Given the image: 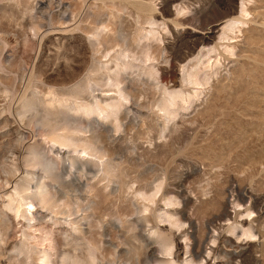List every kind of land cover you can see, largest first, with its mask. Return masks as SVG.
Segmentation results:
<instances>
[{
  "label": "rangeland",
  "instance_id": "374dc122",
  "mask_svg": "<svg viewBox=\"0 0 264 264\" xmlns=\"http://www.w3.org/2000/svg\"><path fill=\"white\" fill-rule=\"evenodd\" d=\"M43 249L264 264V0H0V264Z\"/></svg>",
  "mask_w": 264,
  "mask_h": 264
},
{
  "label": "bare ground",
  "instance_id": "6f19581e",
  "mask_svg": "<svg viewBox=\"0 0 264 264\" xmlns=\"http://www.w3.org/2000/svg\"><path fill=\"white\" fill-rule=\"evenodd\" d=\"M235 24H237V22L235 23V22H231V23H229V25H228V29L229 30H232L234 27H235ZM151 32V31H150ZM229 32H231V31H229ZM225 34H226V32H225ZM147 54V53H146ZM145 58H147V55H146V57ZM149 58V57H148ZM147 60V59H146ZM198 67H195V69H197ZM187 70V69H186ZM190 70V69H189ZM201 70V69H200ZM200 70H197V71H200ZM200 74V73H199ZM200 76V75H199ZM188 77H192L193 78V82L194 83H198L197 81H198V75L196 74V73H194V74H192V73H188ZM191 80V79H190ZM208 80V79H207ZM188 81V80H187ZM193 83V84H194ZM192 84V83H191ZM192 84V85H193ZM202 84V83H201ZM196 85V84H195ZM119 91V90H118ZM106 95H112V93H107ZM171 98V97H170ZM172 99H173V97H172ZM174 101V100H173ZM160 103V102H159ZM170 105H171V103H169V102H163V103H160V104H158L157 103V105H156V107H157V109L156 110H158V111H162L163 112V115L164 116H166L165 117V122H168L169 121V115L170 114H172V111L170 110ZM96 107V108H95ZM91 106V105H88V106H84V109L86 110V111H90V112H92V111H95V113H98V114H100V113H102V112H109L110 110H112V108H114V107H116V105H114V104H101V103H97V105L96 106ZM173 107V106H172ZM172 109V108H171ZM174 109V108H173ZM155 112H157V111H155ZM94 113V112H93ZM114 113V112H113ZM174 113V112H173ZM160 114V113H159ZM164 124V123H163ZM167 127V126H166ZM81 129H88V130H93V127L90 125V124H86L85 126H83ZM84 149V148H83ZM35 165H37V166H39L45 173H48V175L49 176H54V175H56V173L54 172V170H55V168L52 166L53 165V162H50V161H47L46 160V158L45 159H39L38 161H36L35 162ZM19 187H21V186H19ZM38 188H40L39 186H38ZM27 189H30V188H28V187H25L24 186V188L23 189H18V188H15V195H16V197L14 198V201L16 200V202H15V207L14 208H12V209H14V215L15 216H22V217H27V215H25V212L27 211V212H29V213H32V211H31V208L30 207H33V200H35V199H33V197H32V195H33V193H35L34 191H32L31 190V192H28L27 193ZM35 190H36V188H35ZM42 191V189H38V193H40ZM8 195H9V193H8ZM35 198V197H34ZM8 200V199H7ZM43 200H44V198H41V197H39V202H42L43 203ZM9 202H12L13 201V198H11L10 196H9V200H8ZM45 201V200H44ZM170 203V202H169ZM26 205L28 208H24L23 210H21V205ZM41 204V203H40ZM22 205V206H23ZM8 206H10V205H8ZM25 206V207H26ZM11 209V208H10ZM22 211H23V213H22ZM39 246V245H38ZM47 250H48V248H47ZM40 252H42V251H40ZM166 254H170L169 252H166ZM91 260H93V259H91ZM42 261H43V264H49V262H51L52 261V259H51V255L49 254V253H47L46 252V250H44L43 249V257H42Z\"/></svg>",
  "mask_w": 264,
  "mask_h": 264
}]
</instances>
